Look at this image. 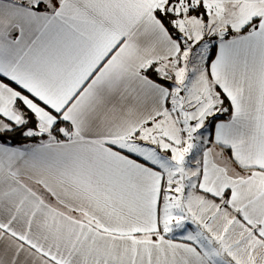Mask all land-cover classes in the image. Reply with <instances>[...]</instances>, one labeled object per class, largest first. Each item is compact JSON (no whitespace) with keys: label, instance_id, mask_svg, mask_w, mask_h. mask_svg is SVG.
I'll return each instance as SVG.
<instances>
[{"label":"snow or ice","instance_id":"1","mask_svg":"<svg viewBox=\"0 0 264 264\" xmlns=\"http://www.w3.org/2000/svg\"><path fill=\"white\" fill-rule=\"evenodd\" d=\"M0 264H264V0H0Z\"/></svg>","mask_w":264,"mask_h":264}]
</instances>
